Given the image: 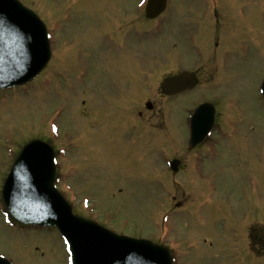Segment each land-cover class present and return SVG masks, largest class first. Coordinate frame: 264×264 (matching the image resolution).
Segmentation results:
<instances>
[{
  "label": "rangeland",
  "instance_id": "rangeland-1",
  "mask_svg": "<svg viewBox=\"0 0 264 264\" xmlns=\"http://www.w3.org/2000/svg\"><path fill=\"white\" fill-rule=\"evenodd\" d=\"M21 1L37 12L46 23L53 19L56 24L53 40L58 53L56 55L54 52L55 58L51 60L47 68L24 87L0 91V183L19 146L32 137L51 136L52 142L54 141L59 146L58 166L61 171L58 186L72 196L76 212L84 211V214L94 219L97 218L104 224H114L115 231L119 233L147 237L169 244L173 248L175 264H264L262 255L264 251H258L259 259L256 263L251 261L250 257L239 250L241 246L249 245L248 240L244 239V242L240 235H233L229 231L232 227L224 224L222 220L225 219L224 208L226 209L227 204L237 206L246 203L247 197H240V195L249 192L241 191V189L248 181L247 177L255 174L261 179L260 195L255 196L261 207L260 212L256 213L262 222L261 225L264 226V100L259 93L260 80L264 75V0H242L240 6L245 13L240 15L239 19L232 15L234 23L232 26L219 30L209 29L198 35L202 40L200 44L203 43L206 51L204 54L206 57L200 61L205 66L202 72L206 75L208 68H211L210 71L218 73L213 82L218 78L219 80L206 91L204 90L203 95H199V92L195 96L187 95V93L181 96L185 98L176 100L178 114L176 112L174 116L172 114L173 120L169 119L168 122L170 126L174 124L176 126L170 129L164 127L163 135H168L170 141L173 140V134L181 138V140H174L171 145L184 165L178 172L173 173L167 171L165 166L161 181L155 179V182L148 166V160L151 159L153 153L147 148L141 151V143L144 139L141 143H135L137 147L131 149L133 145H129L126 150L131 149V154H138L139 144H141L140 152L148 151L144 154L148 160H143L139 164L145 167L130 164L124 155L118 160L119 153L116 150L112 152L111 159L100 158L99 165L90 164L87 169L77 170L79 164H82L81 168L87 164L81 161L80 151L72 145L64 148L66 137L63 134L67 135L73 130L74 135L72 134L71 137H74L75 134L79 135L81 130L78 122V106L83 96L79 93L78 87L83 79L80 75L75 81V75L81 70L86 71V77H91V79L98 76L97 49L99 43H102L103 33L108 29L105 23L108 21L105 18L114 16L113 11L117 13L118 10L113 9L112 11V8L104 10L108 13L107 15L99 13L104 6L110 4L108 0H98L101 3L95 5H93L94 0ZM137 1L131 0V3L129 0H120L119 5H115L121 9L120 15L115 17L120 18L122 23L128 21L129 19L124 18L125 8L132 9ZM68 2L71 4V13L65 16L62 12ZM228 5L229 8H236L232 0H229ZM138 6L142 4L138 3ZM177 6V0H171L170 8L164 14L172 20L171 23L178 21L173 16L171 17L172 9L176 11ZM93 12L99 14L96 21L99 26L92 30L91 35L85 36L81 33L82 28L86 26L89 14ZM60 22H62V31H60ZM183 22L189 26L192 25L187 21ZM95 31L100 33L96 38ZM183 31L182 29L180 33H184ZM165 32L167 30H164V34L159 39L148 35L137 43L132 42L133 51L135 52L141 46L144 50V46H148L156 55L157 46H164L163 41L169 42V48H163V55L166 58L162 57L168 66L174 64H170L169 62L172 61L167 58H178L179 60L175 63L182 62V65H191L183 63L192 59L194 55L201 54L194 47L198 44L196 37L192 38L189 32L179 40L173 37V31ZM206 38L207 40H203ZM218 39V43L215 44L214 42ZM73 42L74 45H80L76 47L75 53L64 52L62 47L60 48V45L65 44L70 50L74 49ZM225 46L226 52L223 51ZM59 50L64 52L62 56ZM158 54L159 50H157ZM223 59L224 67L222 66ZM200 62L196 61L194 64L200 65ZM100 68L108 70L109 65L107 68L101 64ZM153 69L157 71L156 67ZM157 82L158 77L154 79V86ZM82 89L81 87V91ZM200 90L203 91V88ZM88 92H90L89 89ZM89 95L90 93L85 94L84 97L93 102L96 98L93 96L96 94ZM142 98L157 99V96L145 93ZM202 98L203 100L215 99L211 101L216 107L218 106L217 109L222 110L220 119L224 118L226 113L229 120L239 119L240 116L241 118L247 117L239 122L249 121L250 125H255L254 131L248 133L251 136L249 137L248 134L245 136V139L255 140L253 150H242L236 145L231 148L229 142V148L222 147L217 150L216 155L222 159H216L215 165L220 169L232 166L224 160H234L236 156L240 157L246 152H248V158L259 157V159L255 158L246 164L242 163L241 167L234 163L231 169L213 172L211 174L212 185H205L203 182L194 186L192 184L195 177L190 168L192 158L186 149L184 136L187 134V117L191 105ZM53 122L58 126L54 125L51 129L50 125ZM237 123L238 120H236ZM151 132L150 128L146 129L142 137L145 138ZM154 137L149 139L146 137L145 140H150L149 144L154 145V139L156 140ZM246 143L247 141L242 145ZM105 146L108 147L107 143L101 144L99 149L104 150ZM92 147L91 142L87 143V149ZM169 148L165 141L164 149ZM65 149L68 153L64 152ZM175 150L172 152L174 153ZM103 156L110 157L108 153H103ZM65 157H67L66 162ZM153 157H156L155 154ZM66 168L70 171L68 176L62 173ZM137 170L141 171L142 175L135 173ZM152 170L156 169L152 168ZM127 172L130 174L123 177ZM122 182L124 190L119 191L117 187L122 186ZM172 196H175V199ZM176 201H180L179 206L176 205ZM83 202L84 206L81 205ZM3 206L0 202V254L8 258L12 264H71L68 247L57 231L50 229L35 232L29 229V226L8 224L5 220L6 211ZM235 217L239 219L242 215H235ZM243 217L246 216L243 215ZM255 242L256 245L258 243L260 245V242H264V238L255 240Z\"/></svg>",
  "mask_w": 264,
  "mask_h": 264
},
{
  "label": "flooded vegetation",
  "instance_id": "flooded-vegetation-1",
  "mask_svg": "<svg viewBox=\"0 0 264 264\" xmlns=\"http://www.w3.org/2000/svg\"><path fill=\"white\" fill-rule=\"evenodd\" d=\"M108 1L111 6L106 8L105 11L112 8V11L113 9H117L118 12L115 13L113 11L114 16L105 18L108 21L105 22L108 29L103 33V40L102 43H99L97 51L98 57H101L99 60H102V62L99 61V64H103L105 67L109 65V70H98V76H95L93 79L91 77H85L84 75L82 76L83 80L81 81L80 88L82 87V91H85L88 85H91L98 101L88 103L83 99L81 102L82 106L78 108V122L81 129L78 135L80 149L85 156L93 158V160L96 159V164L98 165L100 158L105 160L111 159L113 151L117 150V153H125L126 148L132 143H135V141L141 143L147 137L145 136L144 138L142 136L145 135V130L148 126L158 133L157 138L159 140L154 139L155 144H152L151 148L153 155L156 154L158 157L160 151L163 154L165 147L163 128L165 122H169L170 119L167 116V112L170 111V106H177V102L173 101L171 97L175 100V96L181 93L168 95L164 93L161 87V82L166 76L176 73L181 69L182 62L175 63V61L179 60L178 58H167V60L172 61L169 62L170 64H174L172 66L164 63L162 57L166 58V56L163 55V48H169V42L165 43L163 41L162 44L164 46H157L156 55L152 54L150 56L145 54L142 46L133 54L132 42L137 43L148 35L162 37L161 35L164 34V30L173 31V37L176 39L177 36H180L182 29L202 31L226 29L228 26L234 24L232 15L234 18H238L241 14L239 7L235 9L233 7L229 8V0H177L178 6L176 11L172 9L171 17L173 16L178 21L171 23L172 20L164 16L166 10L156 17H149L146 14L145 4L138 6L139 1H137L132 9L125 8L126 14H124V18L129 20L122 23L120 18L115 17L120 15L121 9H118L119 6L115 7L116 4L119 5L120 0ZM129 1L131 2V0ZM170 4L171 0H167L168 9L170 8ZM68 11L69 6L66 5L63 8V15L68 16ZM104 14L107 15L108 13L104 12ZM97 17H90L91 22H87L86 26L82 28L81 33L85 36L91 35L92 30H95V27L99 26L96 22ZM182 20L192 25L189 26ZM170 23L171 25L168 27ZM97 35H100V33L98 34L95 31V38ZM61 47L64 52L70 51L75 53L77 51L75 48L70 50L65 44ZM157 50H159L158 55ZM191 62L194 64L196 61L192 60ZM143 65H145L144 68ZM155 67L157 71L153 69ZM202 68L201 64H194V67H192V70L195 71L198 77V83L193 90L199 89V86L204 83ZM156 77H158V82L154 86V79ZM145 93L156 94L157 99H143L142 96ZM171 119L173 120V118ZM238 125V135H231L233 137L231 140H226L224 135L214 136L213 133L216 130V126L213 127L211 134L189 151L194 154L191 157L190 168L195 171L198 167V161L195 155L198 152L200 153L201 151L198 150L202 148H205V154L203 155V163L205 165L203 168L205 173L209 174L208 177L212 174L214 168L220 169L217 165H214L213 158L217 154L218 149L222 147L229 148V142L231 148L236 145L237 147H241L242 150H253L255 140L245 139V136L254 131L255 125L240 122ZM134 130L135 133L133 134ZM213 137L217 139H213ZM244 139L247 143L242 145V143L246 142ZM90 142L93 144V147L87 149V143ZM105 143H107L108 147L106 148L105 146L104 150H100L99 146ZM148 144L149 141L146 143L145 148H148ZM102 151L103 153H108L110 157H104ZM215 158L222 159L220 156H215ZM255 158L259 157L248 158V152H246L238 158V164H246V162ZM161 159L164 158H160V162ZM183 165V162H181L179 169H182ZM252 175L255 176V179L250 184L252 188L248 190L249 193L247 194L248 199L246 203H241L237 206L227 204L226 209L224 208V217L228 226L232 227L230 229L231 231L239 234L244 242V239L248 240L249 245L241 246L239 250L250 257L251 261L256 263V260L258 261L259 259L258 251H264V249L256 245L255 240L264 238V227L261 225L262 222L256 213L260 212L261 207L260 203L255 199L260 182L257 175ZM207 180L208 178L206 182ZM248 184L249 182H246L245 186H248ZM239 214L242 217L238 219L235 215ZM243 215L246 217H243ZM262 254L264 255V253Z\"/></svg>",
  "mask_w": 264,
  "mask_h": 264
},
{
  "label": "water",
  "instance_id": "water-1",
  "mask_svg": "<svg viewBox=\"0 0 264 264\" xmlns=\"http://www.w3.org/2000/svg\"><path fill=\"white\" fill-rule=\"evenodd\" d=\"M165 0H149L147 12L154 16ZM50 47L46 26L19 0H0V89L30 81L46 65ZM190 73L169 77L165 84L185 87ZM184 84V86H183ZM264 93V82L262 85ZM199 106L192 120L193 131ZM211 123V122H210ZM54 153L43 140L27 142L15 159L2 186V198L18 221L55 225L67 240L73 264H172L168 248L146 239L116 234L97 223L73 214L54 186ZM0 264L10 262L0 256Z\"/></svg>",
  "mask_w": 264,
  "mask_h": 264
}]
</instances>
